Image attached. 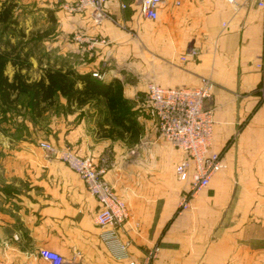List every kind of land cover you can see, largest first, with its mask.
<instances>
[{
    "label": "crops",
    "instance_id": "crops-1",
    "mask_svg": "<svg viewBox=\"0 0 264 264\" xmlns=\"http://www.w3.org/2000/svg\"><path fill=\"white\" fill-rule=\"evenodd\" d=\"M107 10L118 24L98 27L88 14L49 11L58 26L48 42L53 56L81 75L98 73L101 81L118 83L124 99L151 113L137 101L149 83L194 88L210 79L212 151L222 153L226 167L179 214L189 189L176 176L182 152L157 140L159 163L145 168L126 160L125 149L102 134L96 117L60 125V140L79 156L97 164L108 159L105 179L130 213L118 231L128 256L116 257L102 238L105 230L96 222L102 207L81 178L42 156L27 174L25 194L0 197V262L51 264L41 255L49 250L63 264H144L156 250L153 264H264V101L257 67L264 61V9L256 0H164L156 21L141 16L140 0H109ZM75 34L107 43L91 49L75 42ZM192 48L198 57L188 56Z\"/></svg>",
    "mask_w": 264,
    "mask_h": 264
},
{
    "label": "rangeland",
    "instance_id": "rangeland-1",
    "mask_svg": "<svg viewBox=\"0 0 264 264\" xmlns=\"http://www.w3.org/2000/svg\"><path fill=\"white\" fill-rule=\"evenodd\" d=\"M3 2L11 7L12 12L11 23L0 24V54L7 60L5 75L10 81L21 77L29 87L15 93L9 101H5L0 94V197L9 199L25 194L30 184L27 174L43 163L42 156L47 162L55 161H50L38 146L47 142L57 149L73 148L60 140L58 126L63 128L68 123L76 124L85 116L97 118L102 134L122 145L128 162L145 168L157 166L159 156L156 155V147H161L157 140L162 138L156 132L154 115L143 107L147 101L145 94L137 97V101L143 104L141 107L137 108L123 98L124 105L118 108L136 124V130L129 132L115 122V115L104 99L91 98L87 103L78 105L69 104L65 97L58 95L52 100L41 101L37 106L31 86L40 82L48 70L71 68L64 66L62 57L56 59L57 56H53L48 47V42L58 35L57 23L51 20L48 13L62 10L65 0ZM87 105L90 109L80 112L81 107Z\"/></svg>",
    "mask_w": 264,
    "mask_h": 264
},
{
    "label": "built area",
    "instance_id": "built-area-1",
    "mask_svg": "<svg viewBox=\"0 0 264 264\" xmlns=\"http://www.w3.org/2000/svg\"><path fill=\"white\" fill-rule=\"evenodd\" d=\"M237 1L227 0L230 4H236ZM108 2L109 0H65L63 10L71 15L88 14L98 27L106 21L118 24L107 10ZM163 2L164 0H140L141 16L146 20L156 21ZM256 2L258 7L264 9V0ZM123 8L126 6L123 5ZM73 39L77 43L88 42L91 49L98 43H107L104 39L87 40L82 34H75ZM199 54L197 48H192L188 56L198 57ZM182 61H187V57H183ZM257 67L262 72L259 91L261 100L264 101V61ZM93 76L99 80L104 79L98 73ZM214 89L215 84L206 78L202 79L200 86L194 88H164L153 82L147 86L146 103L155 117L156 132L184 156L176 166V176L179 181L189 183V189L180 200L179 214L189 211L192 201L226 167L222 153L212 151L215 120L214 109L209 103ZM39 147L50 161L62 162L81 178L88 192L102 207L96 217L98 226L105 230L102 238L116 257L127 258V246L120 241L118 231L127 223L130 213L125 201L105 179L108 159L97 164L92 158L79 156L71 147L57 149L47 142L41 143ZM41 255L51 264L64 263L63 258L55 252L43 250ZM156 257L155 250L148 255L144 264H153Z\"/></svg>",
    "mask_w": 264,
    "mask_h": 264
},
{
    "label": "trees",
    "instance_id": "trees-1",
    "mask_svg": "<svg viewBox=\"0 0 264 264\" xmlns=\"http://www.w3.org/2000/svg\"><path fill=\"white\" fill-rule=\"evenodd\" d=\"M11 15V7H7L3 0H0V24L11 23ZM6 64V57L0 54V94L5 101H9L15 93H20L29 86L21 77L10 81L5 75ZM78 82L84 85L83 89L77 88ZM31 89L34 92L37 106L41 101L52 100L58 95L65 97L69 104L77 103L78 105L87 103L91 98L104 99L108 108L114 113L115 122L119 126L128 132L136 130V124L130 121L125 112L118 109L119 106L124 105V99L121 95V86L116 82L107 84L92 74L81 75L73 70H48L45 77L32 85Z\"/></svg>",
    "mask_w": 264,
    "mask_h": 264
}]
</instances>
